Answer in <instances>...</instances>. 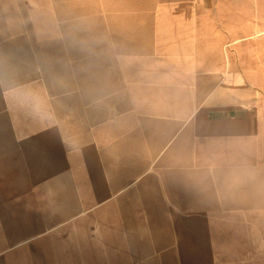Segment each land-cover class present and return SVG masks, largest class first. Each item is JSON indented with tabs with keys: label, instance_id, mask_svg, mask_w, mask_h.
<instances>
[{
	"label": "crops",
	"instance_id": "obj_1",
	"mask_svg": "<svg viewBox=\"0 0 264 264\" xmlns=\"http://www.w3.org/2000/svg\"><path fill=\"white\" fill-rule=\"evenodd\" d=\"M36 31L59 33L55 64H129L140 103L118 159L146 166L98 180L115 192L98 216L39 232L0 216V264H42L32 241L75 227L77 264H264V0H0V208L37 171L2 108L37 63Z\"/></svg>",
	"mask_w": 264,
	"mask_h": 264
},
{
	"label": "rangeland",
	"instance_id": "obj_2",
	"mask_svg": "<svg viewBox=\"0 0 264 264\" xmlns=\"http://www.w3.org/2000/svg\"><path fill=\"white\" fill-rule=\"evenodd\" d=\"M58 37L59 33L35 32L37 63L29 73H21V80H10L13 86L20 84L12 102L7 95L2 99L5 120L16 123L19 115L17 130L25 132L20 137H29L34 147L30 156L37 171L29 181L4 188L0 216L17 220L21 223L18 228H33L35 232L78 214L98 216L102 205L115 195L105 196L107 187L98 180L106 181L109 170L146 166V161L139 159H118L125 137L121 119L140 103L138 84L123 73L129 64L112 63L107 58L93 63L88 56L83 63L55 64L50 55L51 47L59 45ZM115 109L127 110L119 113ZM110 125H117L120 133ZM3 133L7 147L18 141L16 152L24 156L27 145L16 139L14 129L4 127ZM31 168L20 167L18 172H31ZM111 178L117 182L119 176ZM76 233V227L57 229L33 240L32 250L41 256L42 264H77ZM91 234L89 229L87 235Z\"/></svg>",
	"mask_w": 264,
	"mask_h": 264
}]
</instances>
